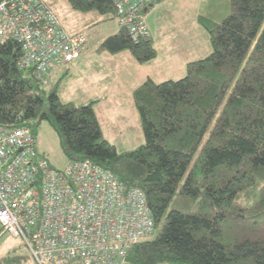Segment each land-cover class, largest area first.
<instances>
[{
	"label": "trees",
	"instance_id": "obj_1",
	"mask_svg": "<svg viewBox=\"0 0 264 264\" xmlns=\"http://www.w3.org/2000/svg\"><path fill=\"white\" fill-rule=\"evenodd\" d=\"M68 3L97 12L98 23L116 18L112 0ZM230 7L219 22L198 18L211 52L188 62L183 77L147 79L133 90L144 143L121 153L103 138L93 101L60 102L59 85L46 88L17 69V43H0V126H28L35 136L46 121L68 161L89 160L141 189L155 227L164 221L154 238L130 248L127 264H264V0ZM98 50L127 51L140 64L156 56L151 35L133 43L122 28ZM177 192L202 210L166 212Z\"/></svg>",
	"mask_w": 264,
	"mask_h": 264
},
{
	"label": "built area",
	"instance_id": "obj_2",
	"mask_svg": "<svg viewBox=\"0 0 264 264\" xmlns=\"http://www.w3.org/2000/svg\"><path fill=\"white\" fill-rule=\"evenodd\" d=\"M165 0H114L117 25L133 43L151 35L147 12ZM15 41L16 66L46 84L82 54L86 38L67 34L48 0H0V43ZM28 126H0V225L20 238L36 264H125L153 235L145 193L127 188L89 160L53 168Z\"/></svg>",
	"mask_w": 264,
	"mask_h": 264
},
{
	"label": "rangeland",
	"instance_id": "obj_3",
	"mask_svg": "<svg viewBox=\"0 0 264 264\" xmlns=\"http://www.w3.org/2000/svg\"><path fill=\"white\" fill-rule=\"evenodd\" d=\"M230 3L231 0H165L156 7L157 12L153 9L149 10L146 20L151 38H154L157 58L142 65L140 76L143 77L142 74L146 72L155 76L162 73V76L165 75L164 78L173 80L183 77L186 72L183 62L186 58L196 57V54L204 58L211 52L209 34L198 23V18L205 17L219 22L230 14ZM48 6L68 31H73L75 28L86 35L89 51L88 56L86 54L80 61L72 62L71 64H74L71 65L72 67L68 66V73L72 74V79L60 83L59 73L64 74L68 69L61 67L58 73H52L46 88L59 85L57 94L60 102H70L75 106L88 103L90 99H99L101 102L93 101L92 106L98 105L95 111L103 137L113 144L119 153L130 151L143 144L144 137L129 83L123 80L124 73L122 77L120 75L116 77L117 67L114 65L120 62L115 55L97 49V41L100 38L116 32L113 28L115 20L98 23L100 15L97 12L81 13L73 9L68 0H48ZM67 30L66 32L71 34ZM118 56L122 57V55ZM124 59H127L125 56L122 60L124 63L127 62ZM131 59L136 62L132 57ZM117 82L120 84L112 89L110 85ZM105 85L109 86L108 90L103 89ZM113 91L114 97L109 96ZM35 139L37 152L43 155L53 168H64L68 160L59 146L54 131L46 121H42L36 128ZM171 209L192 213L202 210L198 199H188L179 192L173 196L166 212ZM163 222L162 220L156 225L149 239L158 234ZM231 231L227 229V235H230ZM11 256L21 257V260L12 264H36L23 241L3 233L0 225V261Z\"/></svg>",
	"mask_w": 264,
	"mask_h": 264
},
{
	"label": "crops",
	"instance_id": "obj_4",
	"mask_svg": "<svg viewBox=\"0 0 264 264\" xmlns=\"http://www.w3.org/2000/svg\"><path fill=\"white\" fill-rule=\"evenodd\" d=\"M163 3V2H162ZM161 4V3H160ZM159 4V5H160ZM158 6V5H157ZM156 6V7H157ZM156 7H154L153 8V10H155L156 9ZM158 10H155L154 12H157ZM63 26V25H62ZM64 27V26H63ZM149 27V26H148ZM65 28V27H64ZM113 28L117 31L118 29H119V27H118V25H117V23L114 21V24H113ZM66 29V28H65ZM150 29V28H149ZM67 30V29H66ZM74 30H75V28H74ZM68 31V32H70V33H77V32H79L78 30H75V31ZM82 33V32H81ZM115 33V32H114ZM84 34V33H83ZM85 35V34H84ZM85 38H86V43H85V46H84V48H83V50H82V54L80 55V57L78 58V59H76V60H74V61H80L87 53H88V51H89V48H88V46H89V42H88V38L86 37V35H85ZM104 38H100V40H98L97 42H98V47H99V45H100V43L102 42V40H103ZM153 45H154V38H153ZM98 49V48H97ZM156 50V49H155ZM125 52H127V51H125ZM124 51H122V52H118V53H114V54H112V55H115L116 57V59H117V61H119L120 63L119 64H116V65H114V67H117L116 68V72L115 73H117L116 74V77L118 76V75H120L121 77H122V73H124V81L125 82H127V83H129V90H130V93L132 94V92H133V90L136 88V87H138L140 84H142L144 81H146L147 79H150V80H152L153 82H155V83H158V82H161V81H164V80H167L168 78H164V76H162V73H159V75H153V74H147L146 72H144L142 75H143V77H141L140 76V74H139V72H140V69H141V67H142V65L144 64H148L149 62H152V61H154L156 58H157V51H156V56H155V58L154 59H152V60H150V61H148V62H146V63H143V64H140V63H138V62H133L132 61V59H131V57H130V55H128L129 53H125ZM110 54V53H109ZM123 54H125V55H123ZM118 55H122V57L123 56H125V58H127V59H124V60H127V62H123V60H122V57H119ZM87 56H88V54H87ZM174 56V55H173ZM196 57H194V56H192L191 58H186L185 60H184V66H185V68H186V64L188 63V62H190V61H194V60H197V59H201L203 56H201V55H198V54H196L195 55ZM73 61V62H74ZM187 61V62H186ZM72 63V62H71ZM69 64V65H67V66H63L64 68H68V66H71L72 64ZM117 63V62H116ZM119 65V66H118ZM72 66H74V64L72 65ZM71 66V67H72ZM59 68H61V67H59ZM59 68H57L56 70H54V72L53 73H58V70H59ZM123 69H124V71H123ZM67 70H69V68L68 69H66V71ZM181 73V72H180ZM61 76V78H60V83H64V82H67L68 80H70V79H72V74H70V73H67V75H65V74H63V73H59ZM64 75V76H63ZM67 80V81H66ZM105 80V79H104ZM103 80V81H104ZM122 80V81H123ZM94 81V80H93ZM99 81V80H98ZM134 83V84H133ZM118 84H120V82H117V83H115V84H111L110 85V87L112 88V89H115V87H116V85H118ZM133 84V85H132ZM103 89L104 90H108L109 89V86L108 85H105L104 87H103ZM114 94H115V92L113 91L112 93H110L109 94V96H111V97H114ZM91 101H94V103H100L101 101L99 100V99H90L89 100V102H91ZM88 102V103H89ZM88 103H85V104H82V105H86V104H88ZM134 104V103H133ZM98 105L97 104H95L94 106H92V108H93V111H94V114H95V116H96V118H97V121H98V123H99V118H98V115H97V113H96V107H97ZM99 126H100V129H101V125L99 124ZM101 132H102V129H101ZM102 135H103V132H102ZM104 138V137H103ZM105 140H107L106 138H104ZM111 144V143H110ZM113 145V144H112ZM142 145V144H141Z\"/></svg>",
	"mask_w": 264,
	"mask_h": 264
},
{
	"label": "bare ground",
	"instance_id": "obj_5",
	"mask_svg": "<svg viewBox=\"0 0 264 264\" xmlns=\"http://www.w3.org/2000/svg\"><path fill=\"white\" fill-rule=\"evenodd\" d=\"M112 3H113V6H114V10H115V16H116V18H115V22L117 23V21H118V13H117V8H116V5H115V3H114V0H112ZM64 29V28H63ZM64 31L66 32V30L64 29ZM67 33V32H66ZM67 34H69V33H67ZM148 37H150V35H148V36H145V37H142L141 39H144V38H148ZM7 41H13V40H11V39H9V40H7ZM13 42H15V41H13ZM5 43V42H4ZM16 43V42H15ZM86 43V42H85ZM21 56V55H20ZM20 56H19V59H20ZM18 59V60H19ZM17 60V61H18ZM18 69V68H17ZM20 71V70H19ZM20 72H30L31 73V76L33 77V75H32V72H31V70L29 69V70H26V71H20ZM34 78V77H33ZM35 79V78H34ZM36 80V79H35ZM50 80V79H49ZM49 80H48V82L46 83V84H43V83H41V82H39L38 80V83L39 84H41L42 86H45V87H48V83H49ZM116 177V176H115ZM148 202V201H147ZM149 239V238H148ZM146 240V239H145ZM139 243V242H138ZM137 244V243H136ZM135 245V244H134ZM128 253V252H127ZM126 256H127V254H126Z\"/></svg>",
	"mask_w": 264,
	"mask_h": 264
}]
</instances>
